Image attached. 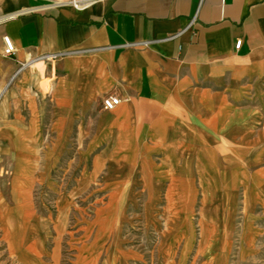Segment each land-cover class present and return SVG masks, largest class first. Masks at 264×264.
<instances>
[{
  "label": "crops",
  "instance_id": "1",
  "mask_svg": "<svg viewBox=\"0 0 264 264\" xmlns=\"http://www.w3.org/2000/svg\"><path fill=\"white\" fill-rule=\"evenodd\" d=\"M67 1L0 0L8 256L59 264L43 253L29 200L39 153L73 148L76 184L102 181L112 198L126 196L115 184L126 193L139 183L152 199H198L202 249L188 263L250 260L264 247V0H102L82 10ZM109 95L120 102L105 110Z\"/></svg>",
  "mask_w": 264,
  "mask_h": 264
},
{
  "label": "rangeland",
  "instance_id": "2",
  "mask_svg": "<svg viewBox=\"0 0 264 264\" xmlns=\"http://www.w3.org/2000/svg\"><path fill=\"white\" fill-rule=\"evenodd\" d=\"M80 154L73 148L39 153V179L29 201L45 233L44 255H53L59 264H90L94 249L95 264H200L188 263V256L202 249L198 199H152L139 191V183L126 193L123 184H115L116 195L126 196L112 198L107 183H75ZM254 252L239 262L233 252L229 264H264V247ZM0 264H21L8 256L1 241Z\"/></svg>",
  "mask_w": 264,
  "mask_h": 264
},
{
  "label": "built area",
  "instance_id": "3",
  "mask_svg": "<svg viewBox=\"0 0 264 264\" xmlns=\"http://www.w3.org/2000/svg\"><path fill=\"white\" fill-rule=\"evenodd\" d=\"M102 1V0H68L67 3L72 6L73 8L77 10H82L90 5H92L95 2ZM54 4H58V2H54ZM3 42V51L2 55L5 57H12L15 52V47L12 42V40L8 36L2 37ZM240 45V40H237L234 44L235 48H238ZM60 54H43L40 55L39 58L46 61H52L59 57ZM29 62H22L20 63L17 71L29 66ZM120 102V99L117 96H107L103 98L102 100V108L105 110H110L114 108L118 103Z\"/></svg>",
  "mask_w": 264,
  "mask_h": 264
}]
</instances>
